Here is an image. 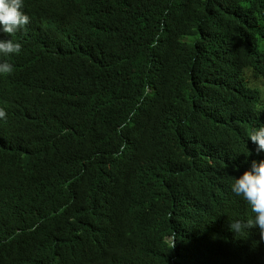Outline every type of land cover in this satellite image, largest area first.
<instances>
[{"label":"trees","instance_id":"1","mask_svg":"<svg viewBox=\"0 0 264 264\" xmlns=\"http://www.w3.org/2000/svg\"><path fill=\"white\" fill-rule=\"evenodd\" d=\"M0 75V264H264L231 185L264 160V0H24ZM175 243V247H173Z\"/></svg>","mask_w":264,"mask_h":264},{"label":"clouds","instance_id":"2","mask_svg":"<svg viewBox=\"0 0 264 264\" xmlns=\"http://www.w3.org/2000/svg\"><path fill=\"white\" fill-rule=\"evenodd\" d=\"M24 0H0V31L9 37L15 36L30 23L29 16L23 11ZM22 44L10 39H0V57L19 54ZM14 65L7 59L0 60V75H11ZM6 111L0 108V119L6 118ZM249 140L255 144L256 152L264 151V126L254 129L249 134ZM232 191L243 198L254 214L246 221H232L230 228L237 234L246 229L258 227L260 238L264 240V160L253 161L251 169L234 179ZM175 247V243L173 245Z\"/></svg>","mask_w":264,"mask_h":264}]
</instances>
